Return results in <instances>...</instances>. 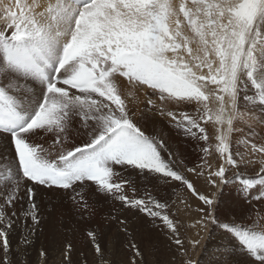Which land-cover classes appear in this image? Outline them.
<instances>
[{"label": "snow or ice", "instance_id": "1", "mask_svg": "<svg viewBox=\"0 0 264 264\" xmlns=\"http://www.w3.org/2000/svg\"><path fill=\"white\" fill-rule=\"evenodd\" d=\"M118 78L144 90L139 118ZM241 99L249 111H241ZM170 104L195 106L197 114ZM257 107L264 115V0H0V264H21L15 257L33 243L47 208L41 192L51 193L49 204L70 203L81 221L95 214L89 192L118 204L105 219L128 236L123 212L134 211L174 246L179 264H199L190 250L201 241L181 234L176 202L137 196L128 172L178 182L201 202L190 227L216 224L245 257L220 252L214 264H264V215L252 209L244 215L255 219L245 224L220 223L215 214L222 186L237 181L245 201L264 203V141L255 142L259 133L249 124L232 145L243 132L235 122L256 119ZM148 114L192 139L203 157L218 154L216 167L204 158L184 166L164 135L141 123ZM201 122L213 123L215 143ZM257 164L252 176L240 171ZM186 173L216 191H199ZM13 232L20 234L15 254ZM99 235L85 232L99 264H110ZM126 248L127 264H146L135 238ZM72 252L65 242L62 264H73ZM39 255L47 264V253Z\"/></svg>", "mask_w": 264, "mask_h": 264}, {"label": "rangeland", "instance_id": "2", "mask_svg": "<svg viewBox=\"0 0 264 264\" xmlns=\"http://www.w3.org/2000/svg\"><path fill=\"white\" fill-rule=\"evenodd\" d=\"M190 46H192L194 49L196 47L194 43ZM240 107L242 112H247L250 110V106L247 105L243 101V99H241L240 101ZM177 108L183 109L184 112H187L190 115L195 116L197 114V109L195 106L175 105L174 109L176 110ZM252 111L256 119L249 120L246 115L242 120L235 123V127L237 129H243V132H236L233 134L232 145L234 149H236L237 142L247 134L249 124H252L254 130L259 133V136L257 137L255 142L260 143L264 140V124H261L259 122V120H264V115L260 114L258 107ZM165 123L169 129H173L177 132V130L174 127H171L167 121H165ZM201 123L205 128L208 126V129H206V131L210 137V141L212 143H215V136L211 131L212 125L210 126L212 122H208L206 124L204 122ZM147 124L149 123L147 122ZM153 127H156V125H153ZM174 136L178 140V142L177 140H175L176 144H179L178 146H181L180 148H182L180 152L183 154V157L185 156L191 158L189 159L184 157V166L194 167L201 162L202 158H204L207 159L209 163L212 164V166H214L213 168L216 167L217 161L215 160L217 159H215L214 157L216 156V158H218V154L216 155L215 153H213V155L209 157H203V154L199 151V147L192 139L185 138L183 134L179 132H177V135L174 134ZM80 140L81 138H75L76 143H79ZM238 150L243 151V148L240 147ZM242 168L244 171L250 170V173L252 174L256 170L253 166ZM128 173H131V175L125 173L124 176L125 178L134 181L135 187L137 189V196H143L145 194V191H147L162 202L167 201L170 205H172V202L175 201L176 203L172 205V211L176 212L177 209H179L176 217L174 218L178 219L180 224L182 225L180 229L181 234L185 238H193V228H191L190 226L193 223L194 219H196L195 216H197V214L191 208L185 209L184 205L181 203V200H186L188 203L189 196H191V194L188 191H185L178 182L166 183L163 179H158L155 177H138L135 173ZM186 175L193 183H195L197 186H200L202 190L209 189L207 188V185L205 183L206 180L204 178L197 177L192 173H186ZM228 175L231 176L230 171ZM236 183L239 182L237 181ZM196 185L195 187L197 188ZM222 187H224V189L228 191V194L224 195L226 200L225 202H219L220 194H218L216 212L218 210V206L220 205V214L231 211L230 213L233 216L232 218L234 220H236L237 222H239L238 220H240V222L242 221L243 223L246 222L245 224H251L252 219H255L254 212L252 215V219H247L244 215L246 212H249L252 209H257L261 212L262 215H264V203L254 200V202H256V205L249 206L248 201L244 200L243 194L235 190V183L224 185ZM213 190L214 192L216 191L215 188H213ZM212 193H209V195H211ZM127 194L130 196L132 195L131 189L127 190ZM238 195L241 196L240 199L243 200L244 204L241 206L242 208L240 207L241 212L239 213L238 208L233 207V205H237L238 203V201H236V196ZM255 195L256 194H254L253 196ZM50 199H52L51 193L46 192H41L40 197H38V200H43L42 207L44 205H47V208L42 213L44 219L40 225V228L37 230L35 237L33 238L34 243L31 244L26 252H35L39 255V252L41 251V249H43L47 253L46 257H49L50 254L52 260L53 256H55L57 264H61L63 261V246L65 242L70 241L73 244V252L71 254L73 264H99V260L96 254L94 253L92 247L87 243L85 238L86 230L89 228H95L100 234L99 240L105 249L106 260L109 261L110 264H127V261L130 257V252L127 250L126 244L127 241L132 238L136 239L141 249L143 250L146 264H171L172 257L174 255H176L175 264H179L180 257L178 254H176L174 246L172 248H169L167 239H165V237L155 229L151 222L144 219L141 215L136 214L134 211L125 210L123 212V215L127 217L129 221V232L131 233V236H128L122 232H118L117 225L105 219L107 214L111 212L113 208H119V205L112 201H105L102 197L95 196L94 194L89 192L88 203L93 205L95 214L91 217L90 220L81 221L79 216L76 215L70 203L66 201L61 203L59 198H56L52 200V204H49L48 202ZM194 199L196 198L194 197ZM245 204L247 205V207H245ZM220 218L222 217H217V220L222 223ZM18 234L19 232H13L10 236V243L14 254L18 250L17 246L18 241L20 240V234ZM195 250H190V252H195ZM117 255L118 257H116ZM15 258L18 259L21 263L24 260L20 259L19 255ZM37 264H40V262H38Z\"/></svg>", "mask_w": 264, "mask_h": 264}, {"label": "bare ground", "instance_id": "3", "mask_svg": "<svg viewBox=\"0 0 264 264\" xmlns=\"http://www.w3.org/2000/svg\"><path fill=\"white\" fill-rule=\"evenodd\" d=\"M118 83L120 85L121 91L123 94H127L128 92H132L133 96L129 97V107L132 108L134 111L137 112L138 116L137 118H139V114L141 112V110L145 109V96H144V90L140 89V88H132L123 78H118ZM150 92V90H149ZM153 99H156V97H152ZM170 110L176 111V112H184L183 109H174L175 108V104H170L167 106ZM163 118H159V117H152L150 114L145 116V120L142 121L141 123L144 124V126H146V130L149 132H152L153 129H155L158 132H161L164 135L165 140L169 143V145L171 146L172 151L177 153L178 159L183 160L185 158H189V157H183V154L180 152V150L182 148H180L178 145L176 144L177 140L174 136V134L177 135V132L173 129H169L166 126L165 121ZM152 121V122H151ZM147 122L149 124H147ZM151 122V123H150ZM153 123V124H152ZM164 123V124H162ZM236 123V122H235ZM153 125H156V127H153ZM212 125V133L215 136V127L213 126V123L210 124V126ZM206 129H208V126L206 127ZM171 131V132H170ZM173 135V136H172ZM81 138L80 136H76V139ZM215 141V140H214ZM264 141V140H263ZM178 142V140H177ZM182 144V143H181ZM184 151V150H183ZM217 155V154H216ZM218 157V155H217ZM215 159L216 156L214 157ZM191 159V158H189ZM211 159V158H210ZM214 160V159H213ZM217 161V160H215ZM214 167V166H213ZM256 170L254 171V173H256L258 171L259 165H255L253 166ZM232 171L230 170V173L232 175ZM240 171L246 173L248 176L253 175L252 173H250V170H246L244 171L243 168L240 169ZM130 174L131 173H127ZM207 185V188H209L208 190L204 189L202 190L200 188V186H197L195 183V185L197 186V189L201 192H204L205 194H209L214 192L213 188L211 186H209L207 184V182H205ZM236 183V182H235ZM194 185V186H195ZM204 187V186H203ZM205 188V187H204ZM220 201H226L224 195L228 194V191H226V189H224V187L221 188L220 190ZM256 194L255 192H253V195ZM241 196H236V201H238L237 205H233L234 208H238V213L241 212L240 207L243 204V200L240 199ZM230 199V198H229ZM234 199V198H233ZM228 202V201H227ZM235 202V201H234ZM189 205L191 206L190 208L196 213V208L198 206H200V202L198 201V199H194V197L189 196V201H188ZM249 206L252 205H256V202H254V200L248 201ZM220 206V205H219ZM218 206V210L216 212V217H222L220 218L222 223L226 222L228 220H232L233 216L231 215V211H227V213H221V206L219 208ZM258 206V204H257ZM244 207V206H243ZM245 207H247V205L245 204ZM242 208V207H241ZM249 208V207H248ZM233 209V208H231ZM247 209V208H246ZM244 210V209H243ZM242 210V211H243ZM226 211V210H225ZM246 211V210H245ZM248 211V210H247ZM224 212V211H223ZM229 212V213H228ZM237 212V211H236ZM233 213V212H232ZM197 214V213H196ZM191 218V217H190ZM189 218V219H190ZM195 218H197V216H195ZM188 219V218H187ZM244 220V219H243ZM236 221V220H235ZM240 222V220H238ZM245 221V220H244ZM252 222V221H251ZM246 223V222H245ZM248 224V223H247ZM188 226V225H187ZM199 231V237H196V232ZM19 235V234H18ZM15 238V237H14ZM193 238H198L200 239L201 243L200 246L196 248L195 252H190L192 257L195 258L196 260L199 261V264H214L215 259L219 256L220 252H232L234 254H236L237 259L239 260H244L245 257H243L242 255H240L238 253V251L234 248L233 245L229 244V238L228 236H226L224 234V230L220 227H218L216 224H209L207 229H195L193 228ZM34 243V242H33ZM34 248V247H33ZM40 253V252H39ZM107 253V252H106ZM116 254V253H115ZM121 254V253H120ZM20 259H24L22 261L21 264H37L38 262H40V264H42V258L40 257V255L36 254L35 252H26V254H24L23 252H21V254L19 255ZM118 257V255L116 256ZM112 258V257H111ZM121 258V257H120ZM43 259H46L47 264H57L56 262V258L55 256H53L52 260H51V256L49 254V257H45ZM114 259V258H113ZM119 259V258H118ZM117 260V259H116ZM120 263V262H119ZM62 264V263H61Z\"/></svg>", "mask_w": 264, "mask_h": 264}]
</instances>
